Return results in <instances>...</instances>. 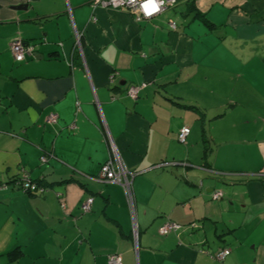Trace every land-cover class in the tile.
<instances>
[{
    "label": "crops",
    "instance_id": "1",
    "mask_svg": "<svg viewBox=\"0 0 264 264\" xmlns=\"http://www.w3.org/2000/svg\"><path fill=\"white\" fill-rule=\"evenodd\" d=\"M91 1L0 0V264H264V0ZM113 153L131 198L95 178Z\"/></svg>",
    "mask_w": 264,
    "mask_h": 264
},
{
    "label": "built area",
    "instance_id": "2",
    "mask_svg": "<svg viewBox=\"0 0 264 264\" xmlns=\"http://www.w3.org/2000/svg\"><path fill=\"white\" fill-rule=\"evenodd\" d=\"M179 0H163L161 3L160 0H156V4L158 5L159 10L153 9L152 0H92L91 5L93 7H106L111 9H119V8H125L131 11L134 14V18L136 20L141 19H150L164 10L168 8L174 7V5ZM147 13H151V15H148ZM168 26L171 29H176V23L175 21L169 20ZM77 37V35H76ZM11 53L15 59V61H22L27 53H30L32 50L29 45H26L20 40H15L12 42L11 46ZM138 87L130 86L127 89V94L132 97L136 98L137 96ZM55 117L54 115H51L49 117V121H54ZM189 133V127L183 126L179 133H178V139L181 142H185V138L187 134ZM115 153H113V157L109 158L105 163L101 165V168L95 177L96 179H99L104 182H113L121 185L125 193H127V196L131 198L130 193V177L133 175L131 171H128L127 168L114 156ZM41 160H45V157H41ZM130 176V177H129ZM258 176L264 180V166H262L261 170L258 173ZM17 184L21 185L24 190H38L42 192L44 189L43 187H38V183L35 181H32L27 178L26 175H23L16 179ZM6 184L4 182H0V188H4ZM222 196L221 191L217 190L214 191L211 195L213 199H218ZM92 203V198H87L84 200L80 206V209L82 212L89 211ZM181 229V225L167 220L165 221L158 229V233L160 235H167L171 232H175ZM136 235V231L134 232ZM229 248H222L218 250L216 253H214L212 256L214 259L222 260L228 253ZM107 264H121V257L117 254H113L109 257Z\"/></svg>",
    "mask_w": 264,
    "mask_h": 264
},
{
    "label": "trees",
    "instance_id": "3",
    "mask_svg": "<svg viewBox=\"0 0 264 264\" xmlns=\"http://www.w3.org/2000/svg\"><path fill=\"white\" fill-rule=\"evenodd\" d=\"M20 177V176H19ZM3 182V181H2ZM15 182H16V180H15ZM36 183H38V187H43V191L42 192H40V191H38V190H34V191H31V190H25V191H27V192H29V193H33V194H42V193H44V192H46L47 190H48V187L45 185V184H42V183H40V182H37V181H35ZM5 183V182H4ZM17 183V182H16ZM6 184V183H5ZM19 185V184H18ZM21 188H22V186L21 185H19ZM23 189V188H22ZM24 190V189H23ZM87 198H92V197H87ZM86 198V199H87ZM85 199V200H86ZM83 202V201H82ZM92 203H93V198H92ZM92 203H91V205H92ZM82 204V203H81ZM89 211H90V209H89ZM89 211H87V212H82L81 211V209H80V213L81 214H85V213H88ZM113 254H117V255H119L120 257H121V264H123V259H122V256H121V254L120 253H117V252H110V253H108L107 255H106V257H105V264H107V261H108V259H109V257L111 256V255H113Z\"/></svg>",
    "mask_w": 264,
    "mask_h": 264
},
{
    "label": "clouds",
    "instance_id": "4",
    "mask_svg": "<svg viewBox=\"0 0 264 264\" xmlns=\"http://www.w3.org/2000/svg\"><path fill=\"white\" fill-rule=\"evenodd\" d=\"M160 2L162 3L163 0H160ZM152 4H153V9L158 11L159 8H158V5L156 4V0H152ZM147 14L151 15V13H147Z\"/></svg>",
    "mask_w": 264,
    "mask_h": 264
}]
</instances>
